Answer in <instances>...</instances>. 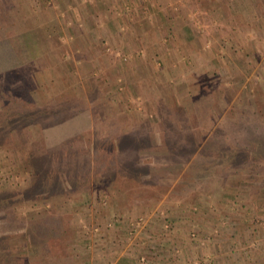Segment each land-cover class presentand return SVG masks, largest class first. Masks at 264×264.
<instances>
[{
    "label": "rangeland",
    "instance_id": "1",
    "mask_svg": "<svg viewBox=\"0 0 264 264\" xmlns=\"http://www.w3.org/2000/svg\"><path fill=\"white\" fill-rule=\"evenodd\" d=\"M150 1L0 0V264H264V0Z\"/></svg>",
    "mask_w": 264,
    "mask_h": 264
},
{
    "label": "crops",
    "instance_id": "2",
    "mask_svg": "<svg viewBox=\"0 0 264 264\" xmlns=\"http://www.w3.org/2000/svg\"><path fill=\"white\" fill-rule=\"evenodd\" d=\"M150 1V0H149ZM157 1L159 2L160 0H154L153 2H151V5H153V3L154 4H157ZM206 2L207 0H199V2L200 3H203V2ZM221 1V0H220ZM223 1V0H222ZM259 1H262V0H259ZM197 2V1H196ZM224 2H225V4H226V6H225V10H224V12H222V13H224V16H226V17H229V14H230V11L232 12V15L234 14V11L232 10V9H229V5H228V3L230 4V3H232V2H234L233 0H224ZM154 6H156V5H154ZM157 7V6H156ZM203 8V7H202ZM104 9V8H103ZM160 9V8H159ZM157 10H158V7H157ZM232 15H230V16H232ZM152 29V28H151ZM200 32H201V30H195L194 28H193V26H192V28H190V32L189 33H187L188 34V36H190L191 37V40L192 39H195V40H197V38H198V35L200 34ZM180 34V33H179ZM190 40V39H189ZM183 46H187V45H185V44H181V47H183ZM193 46V48H194V50H192V48H191V46L189 47V46H187L188 47V50L189 51H193V52H195V54L197 53V51H199L200 53H201V51L203 50V53H205L206 52V50H207V48H204V47H207L208 46V43H205L204 45H202L201 43H198V44H196V48L197 49H195V46L194 45H192ZM183 50H185L184 48L182 49V51ZM186 54V53H185ZM189 54V53H188ZM202 56V55H201ZM214 55L211 53V52H208V57H213ZM199 57H200V55H199Z\"/></svg>",
    "mask_w": 264,
    "mask_h": 264
},
{
    "label": "trees",
    "instance_id": "3",
    "mask_svg": "<svg viewBox=\"0 0 264 264\" xmlns=\"http://www.w3.org/2000/svg\"><path fill=\"white\" fill-rule=\"evenodd\" d=\"M0 118L3 119L2 121H5V120L7 119L8 121L13 122V120L11 119V117H10L9 114L6 115V116H3V115H2Z\"/></svg>",
    "mask_w": 264,
    "mask_h": 264
},
{
    "label": "built area",
    "instance_id": "4",
    "mask_svg": "<svg viewBox=\"0 0 264 264\" xmlns=\"http://www.w3.org/2000/svg\"><path fill=\"white\" fill-rule=\"evenodd\" d=\"M141 259H142L141 264H147V261L145 262V257L144 256H141Z\"/></svg>",
    "mask_w": 264,
    "mask_h": 264
}]
</instances>
